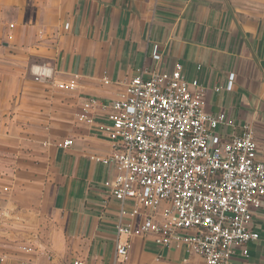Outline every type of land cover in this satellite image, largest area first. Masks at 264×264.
Here are the masks:
<instances>
[{
	"label": "crops",
	"instance_id": "obj_1",
	"mask_svg": "<svg viewBox=\"0 0 264 264\" xmlns=\"http://www.w3.org/2000/svg\"><path fill=\"white\" fill-rule=\"evenodd\" d=\"M154 45L157 70L179 64L207 88L205 111L228 123L219 132L252 125L264 162V0H0V209L24 220L0 219V249L16 264H112L119 205L103 183L114 169L90 159L111 144L74 117L86 97L116 99ZM40 67L76 90L35 81ZM252 226L259 239L230 264H264V201ZM21 241L53 260L16 252ZM156 252L134 238L127 264H206L184 248Z\"/></svg>",
	"mask_w": 264,
	"mask_h": 264
},
{
	"label": "built area",
	"instance_id": "obj_2",
	"mask_svg": "<svg viewBox=\"0 0 264 264\" xmlns=\"http://www.w3.org/2000/svg\"><path fill=\"white\" fill-rule=\"evenodd\" d=\"M158 49L152 47L150 59L135 69L116 99L86 97L74 117L111 144L109 154L90 159L114 169L103 183L119 205L112 264L130 261L134 238H150L156 261L166 250L184 248L206 264H230L237 252L247 257V245L259 239L252 217L264 201V162L254 129L245 122L238 132H219L228 123L224 113L205 111L207 88L197 78L188 79L179 64L157 70L152 63L161 59ZM234 76L228 75L227 90ZM34 80L60 91L77 88L74 80L56 82L43 67ZM71 144L65 139L60 146ZM8 191L0 185V194ZM0 219L24 223L9 209H0ZM16 252L53 260L50 251L31 241L17 242ZM16 263L0 249V264Z\"/></svg>",
	"mask_w": 264,
	"mask_h": 264
}]
</instances>
